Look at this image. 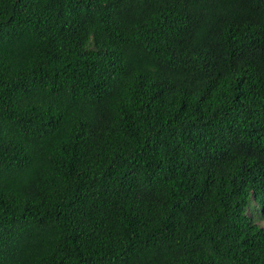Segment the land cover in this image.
I'll list each match as a JSON object with an SVG mask.
<instances>
[{
    "label": "trees",
    "instance_id": "16d2710c",
    "mask_svg": "<svg viewBox=\"0 0 264 264\" xmlns=\"http://www.w3.org/2000/svg\"><path fill=\"white\" fill-rule=\"evenodd\" d=\"M264 0H0V264H264Z\"/></svg>",
    "mask_w": 264,
    "mask_h": 264
},
{
    "label": "rangeland",
    "instance_id": "374dc122",
    "mask_svg": "<svg viewBox=\"0 0 264 264\" xmlns=\"http://www.w3.org/2000/svg\"><path fill=\"white\" fill-rule=\"evenodd\" d=\"M262 224H264V222H262Z\"/></svg>",
    "mask_w": 264,
    "mask_h": 264
}]
</instances>
